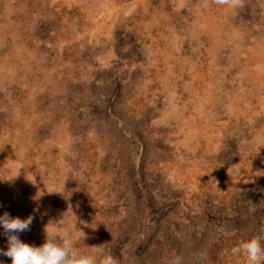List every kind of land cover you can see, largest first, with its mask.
<instances>
[{
  "label": "rangeland",
  "instance_id": "1",
  "mask_svg": "<svg viewBox=\"0 0 264 264\" xmlns=\"http://www.w3.org/2000/svg\"><path fill=\"white\" fill-rule=\"evenodd\" d=\"M5 213L33 217L23 242L68 231L118 264H247L230 250L264 236V0H0Z\"/></svg>",
  "mask_w": 264,
  "mask_h": 264
},
{
  "label": "clouds",
  "instance_id": "2",
  "mask_svg": "<svg viewBox=\"0 0 264 264\" xmlns=\"http://www.w3.org/2000/svg\"><path fill=\"white\" fill-rule=\"evenodd\" d=\"M217 4L240 6L242 0H215ZM33 217L26 219L12 217L8 213L0 216V226L7 236V250L0 249V255L11 258L12 264H118L111 255L99 249L98 257L82 255L74 247L72 235L68 231H53L45 229V242L34 246L23 242L19 233L30 231ZM264 236H255L241 241L230 250L233 257H243L247 264H264ZM172 264H182L180 257L174 258Z\"/></svg>",
  "mask_w": 264,
  "mask_h": 264
},
{
  "label": "bare ground",
  "instance_id": "3",
  "mask_svg": "<svg viewBox=\"0 0 264 264\" xmlns=\"http://www.w3.org/2000/svg\"><path fill=\"white\" fill-rule=\"evenodd\" d=\"M218 12V11H217ZM194 20V19H193Z\"/></svg>",
  "mask_w": 264,
  "mask_h": 264
}]
</instances>
